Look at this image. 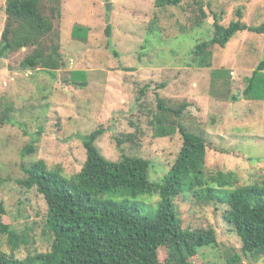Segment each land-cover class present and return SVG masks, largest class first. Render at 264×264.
I'll list each match as a JSON object with an SVG mask.
<instances>
[{
  "label": "rangeland",
  "instance_id": "obj_1",
  "mask_svg": "<svg viewBox=\"0 0 264 264\" xmlns=\"http://www.w3.org/2000/svg\"><path fill=\"white\" fill-rule=\"evenodd\" d=\"M199 2L209 15L206 19L200 18ZM6 3L0 0V42ZM45 3L61 11L54 21L66 65L53 76L42 68H23L28 51L0 57V202L6 210L3 221L30 239L16 252L19 257L51 245L45 233L47 203L36 187L21 183L28 176L23 166L44 159L51 167L61 166L66 174H74L87 158L85 136L102 127L97 145L107 158L119 160L124 152L153 160L150 179L161 182L170 168L167 163L178 156L183 142L180 132L169 136L155 132L152 119L159 111L158 96L171 105L197 99L198 109L194 107L187 125L207 136V166L236 172L242 185L262 184L264 100L245 98L243 91L246 78L264 59V33L239 31L225 47L213 46L210 67L193 66L192 59L196 45L213 37L215 13L223 16L225 25L238 19L260 25L264 0H183L167 9L157 8L155 0ZM76 24L90 27L87 41L73 37ZM73 70H84L85 87L71 84ZM215 71L226 78L221 81ZM235 93L240 96L237 100L232 98ZM119 139H124L123 151ZM30 145H35L32 152L26 148ZM103 198L149 215L160 201L159 194L150 193H107ZM180 205L184 221L212 226L217 232L219 243L201 248L195 264H225L231 253L240 250L239 236L225 220L223 208L197 204L185 213V205H190ZM0 248L10 251L3 234ZM258 263L264 264V257Z\"/></svg>",
  "mask_w": 264,
  "mask_h": 264
},
{
  "label": "trees",
  "instance_id": "obj_2",
  "mask_svg": "<svg viewBox=\"0 0 264 264\" xmlns=\"http://www.w3.org/2000/svg\"><path fill=\"white\" fill-rule=\"evenodd\" d=\"M182 1L155 0V6L167 9L180 6ZM199 3L200 18L206 19L209 15ZM5 12L0 57L28 51L21 62L23 68H42L55 76L66 65L62 36L54 21L60 9L47 5L45 0H7ZM238 12L242 17V11ZM222 21L223 16L215 13L214 35L196 45L193 66L210 67L212 47H225L239 31L264 33V23L249 25L238 19L225 25ZM89 31L90 27L76 24L72 35L87 41ZM111 33L109 25L106 34L110 37ZM214 74H219L221 81L227 76L221 71ZM84 75V70H73L71 84L85 87ZM246 81L243 96L264 100V59ZM141 92L144 94L145 88ZM232 98L240 96L235 93ZM198 103L190 98L171 105L158 96L159 111L152 119L155 132L158 136L180 132L183 142L178 156L167 163L170 168L161 182L150 179L153 160L124 152L119 160L107 158L97 145L104 132L102 127L85 136L87 158L74 174H66L61 166L51 167L44 159L23 166L28 176L21 183L36 187L47 203L45 233L51 245L46 251H30L19 257L16 252L30 239L3 221L6 210L0 202V234L10 243V251L0 248V264H195L200 249L215 246L219 240L212 226H194L184 221L180 217L184 212L181 203L190 205H185V213L197 204H214L215 210L223 208L225 220L240 239V250L231 253L225 264H259L264 257V180L261 185H242L236 172L207 166V136L187 125ZM123 140L118 141L122 151ZM26 148L32 152L35 145ZM107 193L159 194L160 201L157 210L149 215L124 202L104 199Z\"/></svg>",
  "mask_w": 264,
  "mask_h": 264
},
{
  "label": "crops",
  "instance_id": "obj_3",
  "mask_svg": "<svg viewBox=\"0 0 264 264\" xmlns=\"http://www.w3.org/2000/svg\"><path fill=\"white\" fill-rule=\"evenodd\" d=\"M233 73V72H232ZM197 85V84H196Z\"/></svg>",
  "mask_w": 264,
  "mask_h": 264
}]
</instances>
